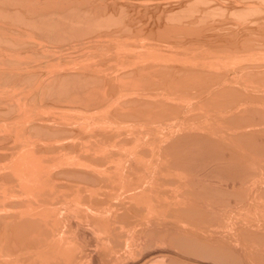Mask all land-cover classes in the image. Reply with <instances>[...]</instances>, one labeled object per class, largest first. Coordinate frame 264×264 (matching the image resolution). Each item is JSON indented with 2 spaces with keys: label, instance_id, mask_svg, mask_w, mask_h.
I'll use <instances>...</instances> for the list:
<instances>
[{
  "label": "rangeland",
  "instance_id": "374dc122",
  "mask_svg": "<svg viewBox=\"0 0 264 264\" xmlns=\"http://www.w3.org/2000/svg\"><path fill=\"white\" fill-rule=\"evenodd\" d=\"M0 76V234L264 264V0H0Z\"/></svg>",
  "mask_w": 264,
  "mask_h": 264
},
{
  "label": "bare ground",
  "instance_id": "6f19581e",
  "mask_svg": "<svg viewBox=\"0 0 264 264\" xmlns=\"http://www.w3.org/2000/svg\"><path fill=\"white\" fill-rule=\"evenodd\" d=\"M34 4V3H33ZM55 8V7H54ZM30 9H32L31 7H30ZM230 9V8H229ZM238 10V9H237ZM53 11V10H52ZM56 14V13H55ZM60 14V13H59ZM39 16V15H38ZM165 17V16H164ZM230 18V17H229ZM229 20V19H228ZM236 20V19H235ZM240 22V21H239ZM33 25V24H32ZM238 26V25H237ZM227 27V26H226ZM221 28V27H220ZM224 28V27H223ZM237 28V27H236ZM222 29V28H221ZM231 29V28H230ZM226 30V29H225ZM247 31V30H246ZM58 32V31H57ZM229 32H230V30H229ZM249 32V31H248ZM250 33V32H249ZM95 34H96V32H95ZM103 35V34H102ZM24 40V39H23ZM78 40V39H77ZM19 42V41H18ZM85 43V42H84ZM25 53V52H24ZM97 54V53H96ZM237 56V55H236ZM130 67V66H129ZM124 74V73H123ZM1 77V76H0ZM123 80V79H122ZM10 81V80H9ZM133 81V80H132ZM149 82V81H148ZM150 83V82H149ZM152 84V83H151ZM147 86V85H146ZM0 87H1V85H0ZM112 87V86H111ZM181 87V86H180ZM137 88V87H136ZM10 89V88H9ZM144 91V90H143ZM114 92V91H113ZM136 92H138V91H136ZM185 93V92H184ZM231 95V94H230ZM53 98V97H52ZM152 101V100H151ZM154 107V106H153ZM152 109V108H151ZM158 109V108H157ZM156 109V110H157ZM149 111V110H148ZM173 113V112H172ZM216 113V112H215ZM18 114V113H17ZM259 147V146H258ZM79 162V161H78ZM249 162V161H248ZM76 163V162H75ZM80 163V162H79ZM29 166V165H28ZM54 166V165H53ZM51 167V166H50ZM20 169V168H19ZM34 169V168H33ZM17 172V171H16ZM20 172V171H19ZM34 172V171H33ZM60 172V171H59ZM116 172V171H115ZM35 173V172H34ZM78 173V172H77ZM84 174V173H83ZM21 176H23V175H21ZM25 176V175H24ZM28 176V175H27ZM21 178V177H20ZM18 180H19V178H18ZM30 180V179H29ZM19 181H23V180H19ZM245 184V183H244ZM27 186V185H26ZM25 188V187H24ZM195 193V192H194ZM74 196V195H73ZM18 197V196H17ZM63 199V198H62ZM66 200V199H65ZM64 205V204H63ZM68 205V204H67ZM44 208H46V205L44 204ZM41 207H43V206H41ZM33 208H35V207H33ZM33 208H31V210L33 209ZM43 208V209H44ZM52 208V207H51ZM60 208V207H59ZM35 209H37V208H35ZM39 209V208H38ZM43 209H40V211H42ZM48 209V208H47ZM70 209V208H69ZM30 210V211H31ZM67 210V209H66ZM71 210H73V207H72V209ZM28 211V210H27ZM26 211V213H28ZM35 211V210H34ZM34 211H33V213L32 214H34ZM23 212H25V211H23ZM37 212V211H36ZM35 212V213H36ZM38 213H41V212H39V210H38ZM29 214V213H28ZM31 214V215H32ZM42 214V213H41ZM41 214H38V215H41ZM30 215V214H29ZM30 215V216H31ZM35 216L37 215V214H34ZM33 215V216H34ZM34 216V217H35ZM33 217V218H34ZM32 218V217H31ZM30 218V221L31 220H33V219H31ZM35 219H36V217H35ZM34 219V221H33V223H35V221H36V225H34V224H30V222L29 221H27V222H29V225H34V226H36V227H30L29 225H28V223H26L27 225H24V221H23V225H22V223H21V220H20V226H19V228L17 227V229L16 228H12L11 227V230H13V233L10 235V237H11V239L12 240H9L10 238H8V236H6V234H7V232H6V234H4L3 232L0 234V258L2 259V263L3 264H21L20 262H22V264H24L25 262H24V260L26 259V258H28V259H31V258H33L35 261L34 262H32L33 264H53V263H59V264H81L80 262H82L83 260L79 257V256H74L72 253L70 254V253H67V254H69L70 256H69V260L65 257V256H62V254H57V252H58V250L56 251V254L57 255H55V254H53V252H55L54 251V247L55 246H53V248H52V246H49L48 245V247H51L52 248V250H53V252L52 253H48V251L50 250L47 246V249H49L47 252H45V249H46V247L44 248V252H42V250H43V248L41 247V243H42V246H43V244L45 243V241L47 240V238L48 237H46L47 235L46 234H44V233H46L47 231H41V233H36L37 235L39 234V235H41V236H37L36 234H35V228H37L38 227V224H37V220H35ZM44 219V218H43ZM42 219V220H43ZM26 220V219H25ZM41 220V219H40ZM45 221V220H44ZM43 221V222H44ZM19 222V221H18ZM41 222V221H40ZM16 223V222H15ZM40 224V223H39ZM42 224V226H44L46 223L44 222V225H43V223H41ZM104 224V223H103ZM48 225V224H47ZM107 225H108V223H107ZM45 227V226H44ZM108 228V227H107ZM47 230H48V228H46ZM50 229V228H49ZM2 230V229H1ZM16 230V231H15ZM45 230V229H44ZM52 230V229H51ZM51 230H48V231H51ZM53 230H54V228H53ZM101 230V229H100ZM116 230V229H115ZM107 231V230H106ZM9 233H11V232H8V234ZM55 233V232H54ZM57 233V232H56ZM65 233V232H64ZM69 233V232H68ZM7 234V235H8ZM52 234V233H51ZM51 234H49V235H51ZM67 234V233H66ZM36 235V236H35ZM55 235V234H54ZM58 235V234H57ZM56 235V236H57ZM60 235H63V234H60ZM33 236H34V238H33ZM52 236V235H51ZM55 236V237H56ZM64 236V235H63ZM66 236V235H65ZM65 236H64V239H65ZM45 237H46V239H45ZM58 237V236H57ZM69 237V235L67 236V238ZM72 237V236H71ZM247 237V236H246ZM256 235L254 236V238L256 239ZM58 238H60L61 240H63V238H61L60 236L58 237ZM65 239V240H63L64 241V244H65V242H70L71 241V238H69V240L68 239ZM240 238V237H239ZM258 238H260V237H258ZM45 239V240H44ZM51 240V239H50ZM55 240V239H54ZM59 240V239H58ZM57 240V241H58ZM67 240V241H66ZM260 240V239H259ZM253 241H254V239H253ZM256 241V240H255ZM58 242H60V241H58ZM68 242H67V244H68ZM71 242H74V241H71ZM47 243V242H46ZM55 243H56V241H55ZM54 243V244H55ZM61 243V242H60ZM249 243V242H248ZM50 244V243H49ZM62 244V243H61ZM63 244V245H64ZM70 244V243H69ZM79 244V243H78ZM82 244V243H81ZM234 245V244H233ZM58 247H61L60 245H57ZM68 246V245H67ZM70 246V245H69ZM73 246H74V243H73ZM229 246V245H228ZM64 247V246H63ZM62 247V249L64 250V249H66V248H63ZM71 247V250H69V252L71 251V252H74V251H72V246H70ZM244 248V247H243ZM56 249H59V248H55V250ZM61 249V248H60ZM67 249H68V247H67ZM74 249V248H73ZM244 249H246V248H244ZM134 250V249H133ZM228 250V249H227ZM61 251V250H60ZM243 251V250H242ZM40 252H42L41 254H38V253H40ZM50 252V251H49ZM62 252V251H61ZM65 252V251H64ZM63 253V252H62ZM66 253V252H65ZM242 253V252H241ZM37 254L40 256H38L39 258H37ZM43 254V255H42ZM82 256V255H81ZM109 257V256H108ZM32 259V260H33ZM24 262V263H23ZM1 263V264H2ZM86 264H87V262H85ZM82 264H83V262H82Z\"/></svg>",
  "mask_w": 264,
  "mask_h": 264
}]
</instances>
